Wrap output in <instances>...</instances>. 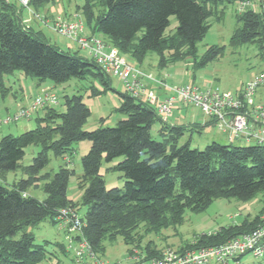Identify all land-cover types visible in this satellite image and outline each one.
<instances>
[{
    "label": "trees",
    "instance_id": "1",
    "mask_svg": "<svg viewBox=\"0 0 264 264\" xmlns=\"http://www.w3.org/2000/svg\"><path fill=\"white\" fill-rule=\"evenodd\" d=\"M242 1H249L250 5L237 12L238 26L230 44L256 43L264 56V0H85L78 11L86 28L102 33L107 39H101L117 47L122 55L141 64L149 52H156L160 66H166L189 56L196 60L197 43L208 31L210 19L221 21L226 3ZM53 2L31 0L30 4L39 8ZM97 3L100 9H96ZM255 3L259 9L253 6ZM172 16L177 19L176 30L166 34ZM84 34L87 35L85 31ZM224 49L210 46L197 65L222 55ZM15 70L57 83L71 77L94 76L103 85L102 89L92 87L94 95L113 90L112 77L93 56L64 51L50 43L41 30L23 23L15 3L0 0V99L9 93L4 75ZM118 93V111L126 118L116 126L85 130L91 110L82 96L73 95L66 96L65 111L44 107L37 127L1 138L0 180L18 169L27 178L11 187L0 182V264H40L46 258L48 243H36L29 228L45 220L59 223L62 209L76 210L77 203L67 194L69 179L75 174L73 168L61 166L53 176L41 171L49 164L50 152L55 156L70 155L78 141L91 142L82 158L79 182L80 187H85L82 204L87 206L81 217L82 233L101 255L105 253V241H114L118 236L126 244H133V234L142 223L154 229L180 224L186 208L201 211L218 197L248 201L264 193L263 144L213 141L204 149L193 148L189 142L180 145L188 126L167 123L148 101L126 91ZM157 122L160 140L152 137V127ZM191 126L195 129L198 124ZM30 145L40 146L41 150L31 164L24 166L21 161ZM120 156L123 160L110 169L123 173L124 186L108 188L100 173L102 161L110 162ZM41 181L44 200L27 193L29 187H38ZM263 213L264 207L253 218L205 232L178 251L218 246L251 232L264 225ZM18 233L20 237L16 238ZM56 244L63 250L67 247ZM145 251L149 258L159 256L162 249L147 245Z\"/></svg>",
    "mask_w": 264,
    "mask_h": 264
},
{
    "label": "rangeland",
    "instance_id": "2",
    "mask_svg": "<svg viewBox=\"0 0 264 264\" xmlns=\"http://www.w3.org/2000/svg\"><path fill=\"white\" fill-rule=\"evenodd\" d=\"M15 3L21 10L22 19L32 17L29 22L35 25V30L40 26L36 24L38 18L34 17L27 7H23L17 0H10ZM85 0H55L53 3L35 8L30 5L34 13L40 14L41 18L50 19L49 26L52 25L53 19L58 16H71L79 13L78 7L84 4ZM96 4V9H100ZM239 3H226L224 8V17L221 21L214 18L210 19V27L205 36L197 43V59L192 56L176 62L168 63L166 66H160L159 55L156 52H149L146 59L142 63V67L152 71L153 73L164 76L168 85H185L197 84L206 86L207 88H218L221 90L237 91L249 80L264 71V56L261 55L260 49L256 43L242 44L232 46L230 40L235 28L238 26L237 12ZM253 6L259 9V5L255 3ZM177 19L171 17L170 25L166 29V34H173L176 30ZM50 43L58 45L62 50L79 51L81 55H87V51L78 46V43L66 36L50 30L45 25L40 28ZM100 38L107 39L102 33L98 32ZM210 46H224L222 55L207 62L205 65H197ZM132 64L138 63L128 57ZM143 70V69H142ZM6 85L12 86L11 93L4 99H0V118L7 115V111L16 112L19 107L13 102V94L19 98L18 102H23V106L28 107L36 96L42 93L44 88H49L58 96L56 109L65 111L66 96L79 95L83 97L84 102L91 110V115L84 125L85 130H94L101 126H116L119 120L126 118V114L118 111L120 105L119 91H125L123 83L117 77H112L111 84L113 90L110 89L104 93L94 95L92 87L102 89L101 81L94 76H86V78L71 77L68 81L57 83L49 78L39 79L37 77L27 76L21 70H15L11 74L5 76ZM44 108L40 109L42 113H34L30 119L21 120L19 122L8 125L0 124V140L7 134L19 135L22 132L35 128L38 125L37 118L44 115ZM193 112L198 114V120H202L203 112L195 106H191L189 110H184V114ZM171 122L174 120H170ZM184 123H188L185 121ZM160 124L157 122L152 127V137L160 140L159 135ZM211 130L204 128L201 131L188 129L180 138L179 144L190 143L193 148L204 149L213 141L212 133L219 132L215 126H210ZM222 143L220 141H217ZM225 142H227L225 140ZM230 143V142H227ZM237 144L236 141L232 142ZM225 144V143H223ZM91 142L88 140L78 141L73 145V151L70 155L55 156L49 153V164L41 171V174L48 173L54 175L61 166L73 168L75 174L70 177L68 182V197L77 203L76 212L80 217H84L87 212V206L82 204V196L85 187H80V177L83 174L82 158L89 151ZM41 150L40 146L30 145L26 148V153L21 161L26 166L32 163L33 158ZM124 157H116L110 162L102 161L100 173L105 179L108 188H122L125 183L123 173L111 170L110 168L118 164ZM23 178H27V174L18 169L10 171L6 177H2L0 182L11 187L14 182ZM44 181L40 182V186H31L27 189V193L40 200L46 198V193L42 187ZM179 188V185H178ZM264 206V193H259L248 201L239 200L237 198L218 197L204 210L193 211L190 208L185 209L184 220L180 224L168 225L154 229L146 223H142L134 232V242L128 245L121 236L114 241H105V253L103 258L112 263L130 264L129 250L132 254L146 255L145 247H153L155 250H161L166 246H171L177 250L181 247L192 243L201 234L205 232H215L221 227L231 224L241 223L245 218H253ZM29 230L35 236V242L38 244L48 243L46 258L40 264H77L74 259V250L68 248L61 249L56 243H62L67 246L66 238L67 230L63 223L53 224L50 220L40 222L37 226L30 227ZM16 238L20 237L18 233ZM76 246V243H75ZM156 256H151L153 258ZM241 264H264V258H256L251 254L241 257ZM239 262V263H240ZM231 261L230 264H235Z\"/></svg>",
    "mask_w": 264,
    "mask_h": 264
},
{
    "label": "built area",
    "instance_id": "3",
    "mask_svg": "<svg viewBox=\"0 0 264 264\" xmlns=\"http://www.w3.org/2000/svg\"><path fill=\"white\" fill-rule=\"evenodd\" d=\"M17 1L21 6L27 7L34 17L41 18L40 14L31 10V0ZM249 5V1H242L238 9L242 11ZM22 20L28 27L31 17ZM52 27L57 33L76 41L79 47L96 59L107 74L120 79L127 93L148 101L164 121H168L181 106L195 105L214 119L217 127L227 134L229 141L243 138L249 144L264 145V100H256L259 90L264 89V71L237 91L185 84L172 87L169 94L161 96L148 89L146 74L128 62L117 47L97 36L84 34L85 23L79 13L56 16ZM155 81L168 87L165 78ZM57 102L58 96L49 88H44L30 106L1 117L0 124L8 125L30 119L34 112L54 106ZM58 219L66 227L67 247L74 250L77 264H122L109 262L93 250L83 236V223L76 210L63 208ZM247 254L264 258V225L218 246L200 247L185 252L166 246L159 256L153 258L138 253L129 254V258L130 264H230L231 261L238 263Z\"/></svg>",
    "mask_w": 264,
    "mask_h": 264
},
{
    "label": "crops",
    "instance_id": "4",
    "mask_svg": "<svg viewBox=\"0 0 264 264\" xmlns=\"http://www.w3.org/2000/svg\"><path fill=\"white\" fill-rule=\"evenodd\" d=\"M10 1V0H9ZM82 19H83V21H84V23H85V20H84V17L82 16ZM31 21H32V17H31ZM49 22H51V20L50 19H46V20H44V19H42V18H38V20L36 21V24H39L40 26H38L39 27V29L38 30H41L40 28H41V26H43V25H45L46 27H48L50 30H54L53 29V27H52V25L51 26H49ZM29 24H30V26L31 27H33L34 29H35V25H33L32 24V22L30 23L29 22ZM42 31V30H41ZM85 33L87 34V35H92V34H94V35H96V36H98V37H100L99 35H98V33L96 32V33H93V32H91V30H89L88 28H86V26H85ZM79 46V45H78ZM79 51H80V49H79ZM125 58H126V60L128 61V62H130L129 60H128V57L129 56H127V55H123ZM132 64V63H131ZM132 65H134V66H137V67H139L145 74H146V80H147V84H148V89L150 90V91H152V92H154L155 94H157V95H161V96H165V95H167V94H169L170 92H171V88L172 87H175V86H178V85H173V86H171V85H168V83H167V85H168V87H164V86H161L160 84H158L155 80H160V79H164L165 77L164 76H161L160 74H155V73H153L152 71H149V70H147V69H145V68H143L142 67V63L141 64H139L138 63V65L136 64H132ZM5 76V75H4ZM152 76V77H151ZM257 76V75H256ZM4 83H5V86L7 87V88H9V93H8V95L11 93V88H12V86H8V85H6V82H5V77H4ZM205 86V85H204ZM7 97V96H6ZM13 98H14V100H13V102L14 103H16V106L17 107H23V102H18V99L19 98H17L14 94H13V96H12ZM256 100H264V89H260L259 90V93H258V95H257V97H256ZM120 103H121V100H120ZM120 106V105H119ZM191 106H195V105H187V106H181L176 112H175V114L167 121V123H170V124H173V125H186V126H188L187 128L188 129H193L192 128V126L191 125H193V124H198V127H196L195 128V130H198V131H201L202 129H204V128H208V130H211L212 128H210V126H215L216 128H218L217 127V125H216V122L214 121V119H212L211 117H209L208 115H206L199 107H197V106H195V107H197L198 109H200L201 110V112H203V114H205L204 116H203V118H202V120H198V114H195V113H193V112H190L189 113V115L188 114H184V110H189V108L191 107ZM9 113H11V112H9V111H7V114H9ZM40 113H42V111H39L38 112V115L40 114ZM43 113H45V111L43 112ZM174 120V121H170V120ZM185 121H188V123H184ZM160 128V127H159ZM159 130V129H158ZM218 131L219 132H214V133H212V135H211V138L210 139H212V141H220V142H222V143H225V144H228L227 142H230V143H232L231 141H229L228 140V137H227V134L224 132V131H222L221 129H219L218 128ZM225 140L227 141V142H225ZM234 141H236L237 142V144L236 145H248L249 143L245 140V139H243V138H238V139H236V140H234ZM235 145V144H234ZM264 207V206H263ZM262 207V208H263ZM261 208V209H262ZM260 209V210H261ZM259 213V212H258ZM257 213V214H258ZM66 238H67V235H66ZM66 248H68V247H66ZM65 248V249H66ZM68 250H70L69 248H68ZM241 259V258H240ZM240 262V261H239ZM235 263V264H241V262L240 263Z\"/></svg>",
    "mask_w": 264,
    "mask_h": 264
}]
</instances>
